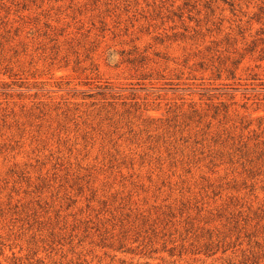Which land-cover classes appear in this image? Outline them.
<instances>
[{
    "label": "rangeland",
    "instance_id": "rangeland-1",
    "mask_svg": "<svg viewBox=\"0 0 264 264\" xmlns=\"http://www.w3.org/2000/svg\"><path fill=\"white\" fill-rule=\"evenodd\" d=\"M0 264H264V0H0Z\"/></svg>",
    "mask_w": 264,
    "mask_h": 264
}]
</instances>
